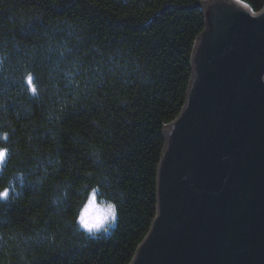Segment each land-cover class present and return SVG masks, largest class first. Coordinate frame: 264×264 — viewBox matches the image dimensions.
Here are the masks:
<instances>
[{
    "label": "trees",
    "instance_id": "obj_1",
    "mask_svg": "<svg viewBox=\"0 0 264 264\" xmlns=\"http://www.w3.org/2000/svg\"><path fill=\"white\" fill-rule=\"evenodd\" d=\"M201 1L0 0V264L132 261L206 28ZM92 195L116 205L108 232L84 228Z\"/></svg>",
    "mask_w": 264,
    "mask_h": 264
},
{
    "label": "water",
    "instance_id": "obj_2",
    "mask_svg": "<svg viewBox=\"0 0 264 264\" xmlns=\"http://www.w3.org/2000/svg\"><path fill=\"white\" fill-rule=\"evenodd\" d=\"M205 30L164 126L156 215L129 264H264V7L197 4Z\"/></svg>",
    "mask_w": 264,
    "mask_h": 264
},
{
    "label": "clouds",
    "instance_id": "obj_3",
    "mask_svg": "<svg viewBox=\"0 0 264 264\" xmlns=\"http://www.w3.org/2000/svg\"><path fill=\"white\" fill-rule=\"evenodd\" d=\"M93 197L95 196L92 195V198ZM95 201L93 202V199L89 201L90 212L84 224V228L90 233L98 232L102 228H104L105 232H108V229L104 226L108 223L110 218L116 215V205L114 202L104 198L100 199L99 206H97Z\"/></svg>",
    "mask_w": 264,
    "mask_h": 264
},
{
    "label": "snow or ice",
    "instance_id": "obj_4",
    "mask_svg": "<svg viewBox=\"0 0 264 264\" xmlns=\"http://www.w3.org/2000/svg\"><path fill=\"white\" fill-rule=\"evenodd\" d=\"M25 83L35 93L36 87L30 75L26 77ZM5 159H6V150H0V163H2ZM7 196H8L7 190H5L3 193H0V198H7ZM92 199L94 202L95 197H93Z\"/></svg>",
    "mask_w": 264,
    "mask_h": 264
},
{
    "label": "rangeland",
    "instance_id": "obj_5",
    "mask_svg": "<svg viewBox=\"0 0 264 264\" xmlns=\"http://www.w3.org/2000/svg\"><path fill=\"white\" fill-rule=\"evenodd\" d=\"M96 204H97V206H99L97 202H96ZM89 212H90V204L88 203L87 206L85 207L84 211H83V214H82V223H83V225L85 224V222H86V220L88 218ZM110 220H111V218L109 219V221Z\"/></svg>",
    "mask_w": 264,
    "mask_h": 264
}]
</instances>
